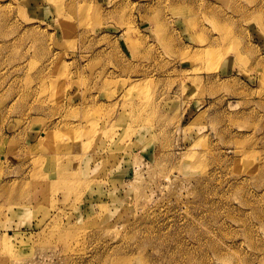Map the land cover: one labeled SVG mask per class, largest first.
<instances>
[{"label":"rangeland","instance_id":"obj_1","mask_svg":"<svg viewBox=\"0 0 264 264\" xmlns=\"http://www.w3.org/2000/svg\"><path fill=\"white\" fill-rule=\"evenodd\" d=\"M2 235L0 264H264V0H0Z\"/></svg>","mask_w":264,"mask_h":264},{"label":"bare ground","instance_id":"obj_2","mask_svg":"<svg viewBox=\"0 0 264 264\" xmlns=\"http://www.w3.org/2000/svg\"><path fill=\"white\" fill-rule=\"evenodd\" d=\"M46 138V136L44 137V138H42V140H44ZM0 240H1V247L3 246V245H6L7 244V242H8V237H6L5 235H2L1 237H0Z\"/></svg>","mask_w":264,"mask_h":264}]
</instances>
